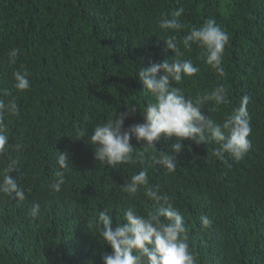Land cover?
<instances>
[{"label":"trees","instance_id":"1","mask_svg":"<svg viewBox=\"0 0 264 264\" xmlns=\"http://www.w3.org/2000/svg\"><path fill=\"white\" fill-rule=\"evenodd\" d=\"M180 8L183 27L161 30L158 20ZM208 19L229 35L224 76L205 63L203 49L183 48L184 35ZM169 36L177 39L178 58L199 69L174 87L193 101L218 86L226 90L229 103L215 111L206 103V117L222 124L249 98L250 149L239 161L228 154L221 160L214 155L217 143L185 140L176 170L166 173L155 162L157 152H167L177 138L157 142V152L149 149L143 159L135 153L144 144L133 139L134 162L97 161L87 135L79 133L133 105L143 110L153 98L138 68L174 57L163 43ZM13 49L19 50L15 63L9 61ZM17 70L29 74L24 92L14 88ZM0 99L19 108L2 121L9 143L0 152V170L15 158L11 175L26 196L17 202L0 194V264H103L111 248L95 227L99 211L111 209L113 229L130 205L147 215L156 205L145 189L156 186L183 216L196 264H264V0H228L225 12L221 0H0ZM142 122L137 111L125 128ZM58 152L68 153L73 166L55 193ZM140 171L148 184L129 196L121 185ZM35 203L41 211L33 218L28 211Z\"/></svg>","mask_w":264,"mask_h":264},{"label":"clouds","instance_id":"2","mask_svg":"<svg viewBox=\"0 0 264 264\" xmlns=\"http://www.w3.org/2000/svg\"><path fill=\"white\" fill-rule=\"evenodd\" d=\"M183 8L173 12L171 18L162 16L158 20V27L167 32L179 30L183 25L179 17ZM228 33L219 26L215 19H208L200 27H193L183 37V48L191 50L195 44L205 52V63L224 76L222 67L225 46L228 44ZM165 49L174 53L171 59L160 63H151L147 67H139L138 75L146 91L153 98L141 110L137 105L128 108L127 112H118L115 118L97 124L90 133L80 132L79 136L87 135L88 143L92 147L95 159L109 166H116L133 161L136 149L132 140L143 143V151L136 152L139 159L149 149H156V143L168 141L172 137L177 142L172 144L170 155L161 151L158 153L156 163L161 165L166 173L176 170V157L184 147V141L189 140L197 145L215 142L219 146L214 155L223 160L225 154L239 161L248 152L251 142L250 119L247 111L249 98L244 96L239 107L233 109L221 123H217L210 116H205L203 106L212 102L216 107L228 104L229 100L224 87L218 86L211 92H205L193 101L186 97L180 88L173 84L180 82L184 77L195 76L199 69L191 60H181L180 47L175 36H169L163 41ZM18 49L9 53V61L15 63ZM14 88L24 92L30 88L29 74L17 70L12 73ZM139 111L143 122L125 128V121L132 114ZM19 115V108L15 100L5 103L0 99V152H6L9 137L3 126L5 115ZM77 140H81L77 138ZM20 145H16L18 149ZM69 154L58 152L57 164L59 170L55 172L56 180L50 185V190L59 193L65 184V170L68 169ZM18 161L9 157L5 168L0 170V194L22 202L26 199L24 189L13 179L12 173L17 170ZM72 165V163H71ZM73 166V165H72ZM148 184L147 172L140 171L132 175L130 182L121 185L124 193L132 196L140 186ZM146 196L155 202V211L147 215L137 212L134 206L124 211L123 223H117L113 229L111 209L99 211L95 227L103 243L111 248V252L103 256V264H196L194 253L191 251L184 218L180 211L174 207L167 194H161L159 186L147 187ZM40 205L35 203L28 211V215L35 218L40 214ZM203 227H208L211 221L207 216L201 217Z\"/></svg>","mask_w":264,"mask_h":264},{"label":"rangeland","instance_id":"3","mask_svg":"<svg viewBox=\"0 0 264 264\" xmlns=\"http://www.w3.org/2000/svg\"><path fill=\"white\" fill-rule=\"evenodd\" d=\"M227 3H228V0H221V10L223 12H225L227 9Z\"/></svg>","mask_w":264,"mask_h":264}]
</instances>
